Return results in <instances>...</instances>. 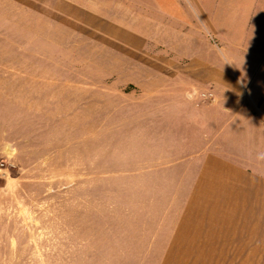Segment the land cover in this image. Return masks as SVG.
<instances>
[{"label": "rangeland", "instance_id": "rangeland-1", "mask_svg": "<svg viewBox=\"0 0 264 264\" xmlns=\"http://www.w3.org/2000/svg\"><path fill=\"white\" fill-rule=\"evenodd\" d=\"M78 1L140 27L155 19L177 66L204 62L234 95L255 96L264 16L254 25L250 0H165L172 13L154 0ZM58 7L0 0V264H264V185L230 189L219 170L182 160L176 123L130 110L134 87L109 81L121 57ZM204 90L209 104L222 96ZM238 132L241 158L264 174L263 132ZM226 140L237 149V127ZM234 191L244 200H225ZM236 208L225 259L221 230Z\"/></svg>", "mask_w": 264, "mask_h": 264}, {"label": "crops", "instance_id": "crops-1", "mask_svg": "<svg viewBox=\"0 0 264 264\" xmlns=\"http://www.w3.org/2000/svg\"><path fill=\"white\" fill-rule=\"evenodd\" d=\"M57 1L60 13L74 24L102 33L116 55L121 57L119 63L110 67L109 81L113 86H122V89L134 87L133 92L123 93L135 99L130 104V110L138 113L137 110L141 109L139 112H144L146 119L161 120L168 117L172 123H176L177 138H182L187 152L182 160L197 161L203 174L211 169L219 170L225 174V183L230 189L251 187V182L264 185V174L255 170L251 160L249 163L240 156L243 144L238 132L244 126L249 129L256 127V132L264 134V66L259 64L255 69V96L249 91V97H245L244 89L243 94L237 91V95H234L228 90L231 87L221 81L218 68L204 62L177 66L174 55L172 57L162 51V42L167 40L166 32L162 31L161 23H156L155 19L152 24L149 23V27H140L135 18L121 20L118 16L99 12L97 1H89L92 6L78 0ZM154 1L161 11L172 13L168 1ZM238 4L242 9V0ZM249 7L251 18H255L256 14V21H253L255 25L264 16V0H250ZM148 49L154 55H148ZM208 84L216 85L222 93L220 97L213 95L214 100L210 104L202 97L208 96L204 90ZM215 121L218 126L216 131H212L211 124ZM236 127L235 150L229 147L232 143L227 144L226 138ZM234 192L225 200H244L241 195H237V191ZM248 195L256 200L254 193ZM227 215L233 219L227 218L224 222L225 227L221 232L224 233L225 241L222 248L225 250V259H230L234 256V250H237V225L241 224V220L237 222L235 218L241 217V214L236 208L228 210ZM220 263L237 264V261L224 260Z\"/></svg>", "mask_w": 264, "mask_h": 264}, {"label": "clouds", "instance_id": "clouds-1", "mask_svg": "<svg viewBox=\"0 0 264 264\" xmlns=\"http://www.w3.org/2000/svg\"><path fill=\"white\" fill-rule=\"evenodd\" d=\"M189 99H191V97L189 96ZM258 159H264V154H261Z\"/></svg>", "mask_w": 264, "mask_h": 264}]
</instances>
